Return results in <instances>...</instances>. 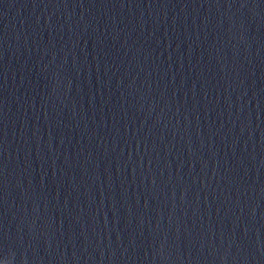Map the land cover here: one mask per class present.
<instances>
[{"label": "water", "instance_id": "95a60500", "mask_svg": "<svg viewBox=\"0 0 264 264\" xmlns=\"http://www.w3.org/2000/svg\"><path fill=\"white\" fill-rule=\"evenodd\" d=\"M0 256L264 264V0H0Z\"/></svg>", "mask_w": 264, "mask_h": 264}, {"label": "clouds", "instance_id": "9594fccd", "mask_svg": "<svg viewBox=\"0 0 264 264\" xmlns=\"http://www.w3.org/2000/svg\"><path fill=\"white\" fill-rule=\"evenodd\" d=\"M2 264H12L11 257L3 258Z\"/></svg>", "mask_w": 264, "mask_h": 264}, {"label": "snow or ice", "instance_id": "6c2138e0", "mask_svg": "<svg viewBox=\"0 0 264 264\" xmlns=\"http://www.w3.org/2000/svg\"><path fill=\"white\" fill-rule=\"evenodd\" d=\"M2 262H3V257L0 256V264H2Z\"/></svg>", "mask_w": 264, "mask_h": 264}]
</instances>
